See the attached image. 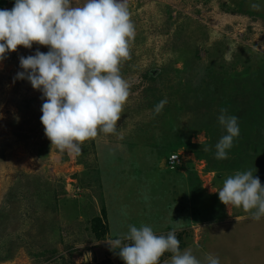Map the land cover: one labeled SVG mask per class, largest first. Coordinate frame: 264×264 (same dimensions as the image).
I'll use <instances>...</instances> for the list:
<instances>
[{"label": "rangeland", "instance_id": "obj_1", "mask_svg": "<svg viewBox=\"0 0 264 264\" xmlns=\"http://www.w3.org/2000/svg\"><path fill=\"white\" fill-rule=\"evenodd\" d=\"M127 5L135 37L120 70L130 94L117 134L98 132L80 154L51 145L42 93L15 79L20 56L49 48L18 46L0 61V264H124L107 242L129 225L157 235L176 225L181 251L202 264L209 253L220 264H264V232H212L220 214L239 217V227L259 223L221 203L218 191L237 171L252 170L264 186V0ZM222 108L238 117L240 135L234 154L218 160ZM170 152L181 159L174 169ZM96 217L106 224L100 240L91 229ZM171 255L159 264H171Z\"/></svg>", "mask_w": 264, "mask_h": 264}, {"label": "clouds", "instance_id": "obj_2", "mask_svg": "<svg viewBox=\"0 0 264 264\" xmlns=\"http://www.w3.org/2000/svg\"><path fill=\"white\" fill-rule=\"evenodd\" d=\"M250 8L259 11L262 5L251 2ZM134 37L127 0H15L11 10L0 9V61L18 46L49 48L47 53L20 56L23 71L15 79H26L42 93L44 134L62 152L80 154L84 142L98 132L117 134L130 94L120 65L131 58ZM166 103L165 98L155 105L154 114ZM218 122L226 134L215 145V156L223 160L240 129L238 117L227 109L220 110ZM218 195L221 203L242 207L255 221L264 217V186L252 170L228 176ZM128 227L122 237L107 242L124 264H159L166 252L172 254L171 264H202L190 249L181 251L176 225L166 235H157L148 225ZM205 260L220 264L211 253Z\"/></svg>", "mask_w": 264, "mask_h": 264}, {"label": "crops", "instance_id": "obj_3", "mask_svg": "<svg viewBox=\"0 0 264 264\" xmlns=\"http://www.w3.org/2000/svg\"><path fill=\"white\" fill-rule=\"evenodd\" d=\"M229 217L228 218L222 217L220 214V216L217 217V223L212 224V228H213L212 232H218V231L219 232L220 231H223V232H226V231L227 232H231V231L232 232H255V233L256 232H264V219L259 220V223L252 222V224H246L243 227H239L238 223L235 222V221H238L236 219H238L239 217L235 218V216H232L233 219H231ZM253 221H255V220H253ZM261 222L263 224V227L261 226ZM217 224H218V226H216ZM233 225H234V227H231ZM218 228H221V229H218ZM230 228H232V229H230Z\"/></svg>", "mask_w": 264, "mask_h": 264}, {"label": "trees", "instance_id": "obj_4", "mask_svg": "<svg viewBox=\"0 0 264 264\" xmlns=\"http://www.w3.org/2000/svg\"><path fill=\"white\" fill-rule=\"evenodd\" d=\"M7 2H10L13 6H14V3H15V0H0V9L3 8L4 5H6ZM171 152L175 150L174 146H171L169 147ZM233 149H230V152L233 153L232 151ZM257 151V149H255ZM237 151V149H236ZM170 152V153H171ZM238 152V151H237ZM169 153V154H170ZM234 154V153H233ZM235 163V162H234ZM105 210L102 209V216H105ZM91 225H92V232H94V236L96 238V240H100L104 237V235L106 234V225L105 222L102 223L101 219L99 217H96L93 222H91ZM168 254H171L168 252Z\"/></svg>", "mask_w": 264, "mask_h": 264}, {"label": "built area", "instance_id": "obj_5", "mask_svg": "<svg viewBox=\"0 0 264 264\" xmlns=\"http://www.w3.org/2000/svg\"><path fill=\"white\" fill-rule=\"evenodd\" d=\"M181 164V159L178 154L172 153L167 158V166L169 169H174Z\"/></svg>", "mask_w": 264, "mask_h": 264}]
</instances>
